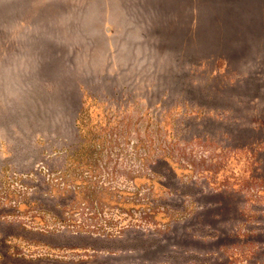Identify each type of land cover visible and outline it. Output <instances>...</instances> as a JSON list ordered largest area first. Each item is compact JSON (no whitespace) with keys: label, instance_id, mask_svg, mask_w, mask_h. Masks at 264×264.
Returning a JSON list of instances; mask_svg holds the SVG:
<instances>
[{"label":"rangeland","instance_id":"rangeland-1","mask_svg":"<svg viewBox=\"0 0 264 264\" xmlns=\"http://www.w3.org/2000/svg\"><path fill=\"white\" fill-rule=\"evenodd\" d=\"M262 128L264 0H0V264H264V161L234 149ZM137 186L156 217L125 219ZM92 201L118 222L56 230Z\"/></svg>","mask_w":264,"mask_h":264},{"label":"trees","instance_id":"trees-1","mask_svg":"<svg viewBox=\"0 0 264 264\" xmlns=\"http://www.w3.org/2000/svg\"><path fill=\"white\" fill-rule=\"evenodd\" d=\"M221 90V89H220ZM219 90V91H220ZM223 91H225V93H221L218 94L217 97H220V96H224V97H227V88L226 90L224 89ZM214 92H217V87L214 89ZM214 98V97H213ZM216 98V97H215ZM217 100H220L218 98H216ZM120 129L117 128V129H114L112 127H109V126H102V127H98L97 131L98 134H111V132L115 131V132H118ZM125 130V129H123ZM145 134L144 135H141V136H146V137H149L148 138H141L139 139L138 141L134 142L133 139H129V142L127 143L126 141L124 143L128 144V147L125 148L126 150V155L127 156H130V159H136V160H140V161H144L146 162L145 163V166H148L147 167V170L148 171H151L152 168H149V166L152 165L153 161L154 160H159L162 158V154L164 155V152L167 151V150H170L171 149H168L166 148L162 142H158L157 138L155 137L154 134L151 133V131L149 130H145ZM96 132L94 134H96ZM131 138V137H129ZM252 138L254 140H251L250 142L246 141L244 143H239V144H236L235 145V150L237 151H240V152H243L245 150H248L249 147H252V146H255L257 147L254 151V158L256 159V162L258 164H260V162H263L264 161V142L262 141V139L264 138V129H256V130H252ZM258 138H260L258 140ZM143 139V140H142ZM150 140V143L149 141ZM254 141V142H253ZM115 143H113V145H109V146H104L105 148H102V152H104V149H108L109 150V154L111 156H115L116 155V151L118 150V148L122 145L120 143H118V140H115L114 141ZM256 144H259L258 145H255ZM262 143V144H261ZM85 146V145H84ZM92 146H95V145H92ZM103 147V146H102ZM108 147V148H106ZM143 147V148H141ZM229 148H233L231 146H227ZM237 148V149H236ZM94 149V148H93ZM93 149L91 148H86V153L84 152V147L82 146L81 148L77 149L76 150V153L77 155L80 156V158H83V157H86V158H92L95 154H93L94 152H91ZM121 150V149H120ZM154 154L157 156V157H153ZM252 154V153H251ZM101 155V154H100ZM93 164L90 163L87 165V167H82V166H77L76 168L78 170H82L83 172L79 175V178L80 179H84L83 177L85 176L86 178H92L91 176L88 177L86 175V170L87 169H90L92 168ZM92 169L88 170L89 173H91ZM98 170V169H97ZM85 173V174H84ZM77 175V173H76ZM64 180V183L65 185L67 186L66 190L69 191V190H76L77 188L81 189L83 187L81 186H77L76 183L75 184H72L69 183L67 180H66V176H64L63 178ZM202 180V179H201ZM92 188V186H91ZM103 189H106L107 191H115V187H102ZM141 187L140 186H137L135 190H132L130 192H128L127 194H130L129 197L125 200V204L126 205H123V208H121L122 210V213H125L127 215V217H125V219L128 218V216L130 215H133L134 217L137 216V212H141V214L143 215H146L148 217H156L158 214H157V210H156V205H160V201H157L156 200V197L155 195L153 194H147V196L145 197H139L140 195V189ZM147 192H152L153 193V188H145ZM138 195V196H136ZM84 204H87L88 205V208L86 210L87 213L86 214H92V217H89L86 219V222L87 224H85V226L89 227L90 228V231H85L86 229H82V224H78L79 222V213L80 210L79 208H77L76 205L74 206H70V207H67L64 209V213H63V217H62V221L60 222V226L56 227L57 231H59V233H64L65 231H69V229L71 227H73V232H75L76 234H84V235H88V236H93L94 234H96V230L93 229L92 227H97L98 228V231H102V229L108 227V226H114L118 221H116L117 217H111L112 219L109 218H106L105 220L103 219V213L105 214H108L110 213V209L107 211L106 210V207L103 205V204H100L98 202H93L92 203H84ZM99 205H102L101 208H99L98 206ZM138 206H140V209H138ZM116 208H120L119 206H116ZM68 216V217H67ZM101 216V217H100ZM124 219V221H125ZM130 228V226L128 227ZM126 228V229H128ZM45 234H48V233H52V232H44ZM105 233V231H104ZM90 236V237H91ZM59 260V259H58ZM32 264H53V263H59V264H62L61 261H55V259H50L49 257H44V258H36L34 260H32ZM89 262H93V260H90ZM83 262H78V261H75L73 262V264H82ZM67 264V263H66ZM88 264V263H87Z\"/></svg>","mask_w":264,"mask_h":264}]
</instances>
